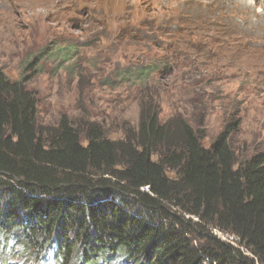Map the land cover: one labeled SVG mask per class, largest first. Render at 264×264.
Masks as SVG:
<instances>
[{
  "label": "trees",
  "instance_id": "16d2710c",
  "mask_svg": "<svg viewBox=\"0 0 264 264\" xmlns=\"http://www.w3.org/2000/svg\"><path fill=\"white\" fill-rule=\"evenodd\" d=\"M128 34L118 46L145 43ZM207 40L153 43L165 53L137 72L138 124L120 137L102 115L41 120L30 81L46 50L21 77L0 69V264H264V151L240 155L235 123L208 146L183 113L160 118L158 73L189 57L198 71L221 41Z\"/></svg>",
  "mask_w": 264,
  "mask_h": 264
},
{
  "label": "rangeland",
  "instance_id": "374dc122",
  "mask_svg": "<svg viewBox=\"0 0 264 264\" xmlns=\"http://www.w3.org/2000/svg\"><path fill=\"white\" fill-rule=\"evenodd\" d=\"M144 1L0 0V69L21 77L27 59L46 50L45 70L30 81L41 120L56 122L64 112L75 120L102 115L111 136L120 137L123 121L138 124L135 90L129 94L137 72L165 53L153 43L179 34L195 42L215 36L221 41L211 43L214 58L198 71L189 57L171 76L158 73L160 118L183 113L206 129L208 146L235 123L240 155L264 151V0H149V7ZM127 33L145 43L118 46ZM57 44L74 47L68 61L56 56ZM127 69L136 77H123Z\"/></svg>",
  "mask_w": 264,
  "mask_h": 264
},
{
  "label": "bare ground",
  "instance_id": "6f19581e",
  "mask_svg": "<svg viewBox=\"0 0 264 264\" xmlns=\"http://www.w3.org/2000/svg\"><path fill=\"white\" fill-rule=\"evenodd\" d=\"M148 1H149V0L144 1L143 4H144L145 6H148V7H149L151 4H150Z\"/></svg>",
  "mask_w": 264,
  "mask_h": 264
}]
</instances>
